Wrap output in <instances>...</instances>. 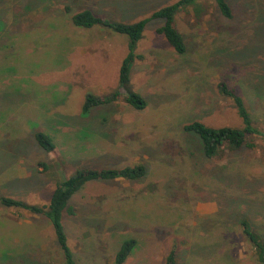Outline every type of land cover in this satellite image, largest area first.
Listing matches in <instances>:
<instances>
[{
	"label": "rangeland",
	"instance_id": "374dc122",
	"mask_svg": "<svg viewBox=\"0 0 264 264\" xmlns=\"http://www.w3.org/2000/svg\"><path fill=\"white\" fill-rule=\"evenodd\" d=\"M178 1L0 0V200L47 206L75 169H147L138 181L91 182L70 201L74 213L63 221L79 264H114L131 238L138 247L125 264H165L174 246L177 264H258L240 223L264 236V138L255 150L208 159L184 127H242L220 91L226 84L264 132V0H226L231 20L214 0L180 12L184 56L157 33L164 21H151L130 78L146 109L122 93L82 113L87 95L118 89L129 40L76 28L72 16L91 10L136 23ZM38 131L54 137L56 157L38 146ZM0 264H63L49 221L0 201Z\"/></svg>",
	"mask_w": 264,
	"mask_h": 264
},
{
	"label": "trees",
	"instance_id": "16d2710c",
	"mask_svg": "<svg viewBox=\"0 0 264 264\" xmlns=\"http://www.w3.org/2000/svg\"><path fill=\"white\" fill-rule=\"evenodd\" d=\"M220 14L227 20L233 18V10L226 0H214ZM200 0H179L178 2L164 7L154 12L149 18H145L136 23H124L111 21L109 19L97 16L91 10H83L72 16L74 27L84 30L102 27L113 32L124 35L128 38V54L122 62L119 72L118 89L111 94L100 97L94 94L86 96L83 105V116H89L93 109L117 102L122 93H125V102L137 111H142L147 107L146 99L130 87V78L133 66L137 59L142 56L137 54L138 43L143 39L144 31L153 20L161 19L164 25L157 29V33L164 36L172 49L180 56L186 55L188 51L187 44L183 35L176 27V16L188 8H194L199 13ZM4 31L0 25V33ZM220 91L223 95L231 98L237 110V114L242 121L241 128L209 127L201 122H194L184 127L187 133L197 137L202 144V151L206 158L215 159L226 152L237 153L241 151H252L257 148L255 139L264 138V132L259 130L253 120L251 111L245 98L235 90L230 89L228 85L222 84ZM34 138L38 146L46 152L47 155L54 158L57 155V145L54 137L42 131L35 132ZM44 167L45 164H40ZM147 174L144 165L128 166L120 169H75L74 173L66 177L56 185L51 196L49 205L39 206L31 205L26 202L3 197L1 204L7 208L25 210L32 215L43 216L51 224L56 237L57 246L61 252L63 264H79L72 248L69 245V237L64 225L65 213L73 214V208L70 201L84 187L91 182H110L117 179L133 182L143 179ZM242 233L246 241L252 247L258 264H264V236L258 234L248 220H242ZM138 242L135 239H127L120 246L115 256L114 264H125L130 256L136 251ZM177 247L168 253L165 264H177ZM18 256L15 260H20ZM223 259H228L222 255Z\"/></svg>",
	"mask_w": 264,
	"mask_h": 264
}]
</instances>
